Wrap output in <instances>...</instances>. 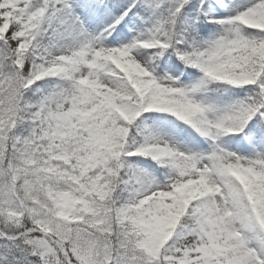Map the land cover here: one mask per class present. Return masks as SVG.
Here are the masks:
<instances>
[{
	"label": "snow or ice",
	"instance_id": "6c2138e0",
	"mask_svg": "<svg viewBox=\"0 0 264 264\" xmlns=\"http://www.w3.org/2000/svg\"><path fill=\"white\" fill-rule=\"evenodd\" d=\"M0 264H264V0H0Z\"/></svg>",
	"mask_w": 264,
	"mask_h": 264
}]
</instances>
